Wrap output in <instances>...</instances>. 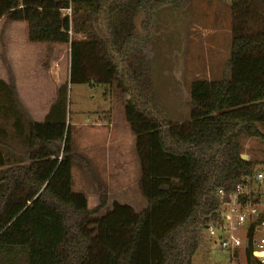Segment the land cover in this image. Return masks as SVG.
I'll use <instances>...</instances> for the list:
<instances>
[{
    "label": "trees",
    "instance_id": "16d2710c",
    "mask_svg": "<svg viewBox=\"0 0 264 264\" xmlns=\"http://www.w3.org/2000/svg\"><path fill=\"white\" fill-rule=\"evenodd\" d=\"M227 1L221 78L192 81L188 120L174 123L152 101L150 48L157 11L181 10L185 0H0V19L26 23L29 43L69 49L67 83L46 121L28 124V164L7 167L0 150V264H191L215 218L216 191L254 173L257 163L240 157L244 140L264 141V0ZM67 85L127 96L147 201L141 213L114 204L100 214L105 194L89 211L85 195L72 191L81 158L66 124ZM246 264H257L250 253Z\"/></svg>",
    "mask_w": 264,
    "mask_h": 264
},
{
    "label": "crops",
    "instance_id": "0c3cea01",
    "mask_svg": "<svg viewBox=\"0 0 264 264\" xmlns=\"http://www.w3.org/2000/svg\"><path fill=\"white\" fill-rule=\"evenodd\" d=\"M228 4L229 26L225 33L230 43L231 14ZM61 47L31 44L28 42L26 23L9 22L5 16L0 19V150L6 156L7 166L28 164L25 160L28 124L46 121L59 88L67 83L69 49L66 73L62 74L59 52L64 50ZM189 85L187 112L181 119L174 120V116H171V122L188 120ZM103 95L110 102L109 120L105 115L107 112H96V120L90 126H83L89 129L93 140L86 139L89 145L82 147L80 153H74L81 158V162L73 163L80 165L76 171L75 184L79 192L85 195L89 211L99 205L100 196L106 192V206L100 214L111 211L114 204L128 206L139 214L146 209L147 201L138 188L141 169L136 137L124 115L127 98L115 87L106 88ZM11 96L14 99L12 106L18 113L12 118L11 127L4 128L7 118H4V108L10 107L5 106L4 102L10 101Z\"/></svg>",
    "mask_w": 264,
    "mask_h": 264
},
{
    "label": "rangeland",
    "instance_id": "374dc122",
    "mask_svg": "<svg viewBox=\"0 0 264 264\" xmlns=\"http://www.w3.org/2000/svg\"><path fill=\"white\" fill-rule=\"evenodd\" d=\"M227 4L226 0H185L181 10L174 11L170 6H163L157 11L150 48L152 101L169 120L185 116L191 80L214 81L221 78L230 50L225 33L229 26ZM61 48L64 51L59 52V62L63 74L67 68L68 46L62 45ZM105 89L100 86L67 85L65 116L66 124L70 126L73 153H80L82 147L89 145L86 139L93 140L89 129L83 126H90L96 120V112L110 111V102L103 95ZM12 101L11 96L10 101L4 102L5 106L10 105L4 108V118L7 117L4 128L11 127L12 118L18 113ZM25 146L27 148V142ZM241 155L257 163L256 167L264 168V141L254 138L244 140ZM79 168L80 165L73 164L71 169V189L74 193H81L75 184ZM5 170L6 167L0 171V193L4 187L2 177ZM201 242L191 264L238 262L240 252L220 250L203 235ZM255 252L256 256L264 257V251Z\"/></svg>",
    "mask_w": 264,
    "mask_h": 264
},
{
    "label": "built area",
    "instance_id": "2783aa9c",
    "mask_svg": "<svg viewBox=\"0 0 264 264\" xmlns=\"http://www.w3.org/2000/svg\"><path fill=\"white\" fill-rule=\"evenodd\" d=\"M216 198L218 209L204 226L203 237L220 250L240 252L235 264H246V253L264 264V257L255 255V250L264 251V168L255 167L251 176L242 178L229 192L217 190Z\"/></svg>",
    "mask_w": 264,
    "mask_h": 264
},
{
    "label": "water",
    "instance_id": "95a60500",
    "mask_svg": "<svg viewBox=\"0 0 264 264\" xmlns=\"http://www.w3.org/2000/svg\"><path fill=\"white\" fill-rule=\"evenodd\" d=\"M240 157H241V159H242L243 161H245V162H247V161H248V158H247V156H245V155H241Z\"/></svg>",
    "mask_w": 264,
    "mask_h": 264
}]
</instances>
